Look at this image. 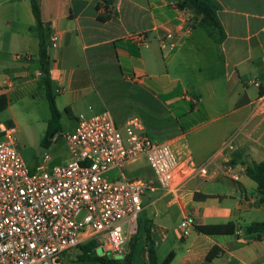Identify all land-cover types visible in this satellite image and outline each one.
Here are the masks:
<instances>
[{"label":"crops","instance_id":"obj_1","mask_svg":"<svg viewBox=\"0 0 264 264\" xmlns=\"http://www.w3.org/2000/svg\"><path fill=\"white\" fill-rule=\"evenodd\" d=\"M213 1L225 34L220 45L201 35L204 32L193 14L179 10L177 0H115L108 7L102 0H40L50 81L56 85L55 92L62 94L73 81L81 83L85 73L89 88L119 90L141 113L146 110L152 114L153 101L167 114L168 121L181 114L184 122L180 132H173L165 140L172 151L180 159L190 157L196 164H208L213 172L208 181H225L237 188L233 191L242 201L232 208L211 203L215 200L198 188L199 183L207 181H189L172 192L156 189L148 202L155 207L152 240L156 256L167 238L162 223L170 218L163 209L176 206L179 221L190 213L194 226L232 222L236 229L233 235L206 236L192 228L184 239L174 229L185 247L181 255L173 252L176 264H201L213 247L219 248L221 255L210 264L224 257H228V263L264 264V237L258 240L254 235H244L236 222L242 212L259 206V196L248 197L245 192L246 187L256 191V185L241 172L239 162L228 163L235 152L245 162L264 159V0ZM4 28L10 30L8 41L19 51L9 59H2L0 51V95L9 101L16 91L37 87L41 82L38 41L31 37L34 20L28 0H0V33ZM167 33H173L172 40H163ZM52 35L58 37L56 50L50 48ZM137 36H143L145 44L137 41ZM204 49L214 50L215 55ZM176 68L180 75L174 72ZM251 81L258 82L259 88ZM204 100L207 109L202 107ZM183 103H188L189 109ZM204 112L219 124L194 139L191 125ZM133 164L120 171L110 170L108 178L117 179L120 173L127 178L147 177L137 173ZM228 166L241 172L237 181L225 175ZM194 193L207 198L194 200ZM140 229L138 236L143 227ZM141 261L146 264V257Z\"/></svg>","mask_w":264,"mask_h":264},{"label":"built area","instance_id":"obj_2","mask_svg":"<svg viewBox=\"0 0 264 264\" xmlns=\"http://www.w3.org/2000/svg\"><path fill=\"white\" fill-rule=\"evenodd\" d=\"M173 36L167 33L163 40ZM136 40L145 44L143 36ZM57 41L56 35L50 37L51 49H57ZM250 84L259 88L258 82ZM15 134V126L0 124V264H64L65 256L89 242L102 255L121 260L137 232L144 197L213 176L208 164L180 159L168 142L152 139L137 116L120 125L107 110L79 116L64 136L68 161L61 165L50 164L45 155L42 163L26 166L15 149ZM140 158L152 180L122 173L108 178L110 170L120 171ZM241 172L225 168L233 181ZM193 226L187 213L175 229L178 237L186 238Z\"/></svg>","mask_w":264,"mask_h":264},{"label":"rangeland","instance_id":"obj_3","mask_svg":"<svg viewBox=\"0 0 264 264\" xmlns=\"http://www.w3.org/2000/svg\"><path fill=\"white\" fill-rule=\"evenodd\" d=\"M8 31L10 30L4 28L2 30L3 33H0L2 36V40H0L2 59H9L12 55L19 54V51L15 49L14 45L8 41ZM200 33L205 39L210 41L204 33ZM31 37L36 39L33 28L31 31ZM34 43L35 41L32 39L33 47L35 45ZM210 43L212 42L210 41ZM204 51L205 53L209 52L210 54L215 55L214 50L204 49ZM202 62L201 59L199 63ZM195 64L197 65L198 63ZM174 72L177 75L181 74L177 68ZM81 78V83L79 82L77 84L73 81L72 86L63 90L62 94L55 92L54 88L56 85H51V92L54 96V102L59 113L58 126L54 129L56 133L53 138H50V135L54 131L48 132V123L51 119V114L44 86L41 82L37 84V87L23 88L9 96V101L7 100V108L0 113V124L5 126H15V149L29 168H33L42 163L45 155L50 157L51 164H64L68 158L64 136L73 131L76 127L77 118L79 116L91 117L103 110H107L111 114L116 125L122 124L124 120L132 116H137L140 119L142 118L146 124L148 133L153 137L152 139L157 141H165L173 132H180V128L184 122L183 119H181V114L176 120L169 119L168 121L167 114L157 107L153 101L151 110L152 114L146 110L141 113L133 100L129 97H125L119 90L92 89L89 88V85L86 83L85 73L81 75ZM221 85V81H218L217 89H220ZM189 96L192 98L190 94ZM205 102L206 101L204 100L202 106L203 109H207ZM183 104L189 109L188 103ZM212 119V116H209L208 113L204 112L201 115V118L191 125V128L195 130L192 132L191 137L195 139V137L203 136L208 131L217 127L219 122L211 121ZM148 123L150 128L147 127ZM183 130L186 131L184 127ZM44 138L49 141L47 146L41 144V141ZM194 142L195 141L193 140V145ZM133 168L141 175L147 174V177L140 176V178L152 180V173L150 172L145 159L142 158L134 162ZM113 175H115V173H113ZM250 183H252V181H250ZM198 188H201L204 194L211 196V199L215 200V202H211L213 204L230 206L232 208L235 203H241L242 201L240 195L233 191V188H237L225 181H207L206 183H199ZM245 192L248 197H258L257 192L250 187H246ZM150 198L151 196L149 195L144 197L143 204L144 202L145 204L137 217V221L142 225L143 230L140 236H138V234L136 236L134 235L133 240H131V242L135 244V249L133 250V260L135 261V264H145L144 261H141L146 257L143 249L145 237L144 228L149 230L150 236L152 237V220L155 207L152 206V203H148ZM163 211L168 212L170 218L162 223L165 228L163 231L164 234L167 235V238L163 240L165 243H163L158 249L157 257L160 262L170 251L177 255H181L185 248L183 242L177 240L174 231L180 223L179 213L176 206H172L167 210L163 209ZM254 221L264 222V203L258 207L254 206L251 210H247L244 213L242 212L240 219L236 220V222L242 227ZM159 239L161 238L159 237ZM102 253V249L97 247L93 252L88 254L86 259L80 260L79 257L83 253L81 250H76L74 253L72 252L70 256L72 260L67 256L64 257V264H99L96 257H108V254L102 255ZM227 258L228 257H224L223 259L216 260L215 264H234L233 262L228 263ZM114 259L119 260L120 258L119 256H115ZM171 264H176V260L172 261Z\"/></svg>","mask_w":264,"mask_h":264},{"label":"trees","instance_id":"obj_4","mask_svg":"<svg viewBox=\"0 0 264 264\" xmlns=\"http://www.w3.org/2000/svg\"><path fill=\"white\" fill-rule=\"evenodd\" d=\"M30 5L31 14L34 20V30L38 41L37 57L40 64V76L41 83L44 86L46 99L51 114V119L48 123V132L54 131L58 126L59 113L57 111L54 96L51 92V81L49 77V58L47 55V47L45 42V29L42 25L40 16V0H28ZM115 0H102L105 7L110 6ZM179 10H189L195 20L198 22V27L206 34V36L216 45H220L225 34L223 28L216 15L217 6L213 0H177L175 5ZM8 105L7 98L0 95V113L3 112ZM47 132V133H48ZM56 131L51 133L50 138H53ZM43 146H47L49 141L44 138L41 141ZM240 163L244 167V175L255 183L256 192L258 194V205L264 203V159L258 163L256 162H245L241 160L239 152L232 154L229 164L234 165ZM194 200H203L207 197L201 196L198 193H194ZM138 223V221H137ZM142 225L138 223V231L135 236L139 233ZM193 230L199 234L206 236L213 235H233L236 232L235 225L232 222L226 224H214V225H195ZM242 232L246 236L254 235L258 240L264 237V222H251L241 228ZM144 245L143 249L146 255V264H170L173 259V252H170L161 262L157 261L156 249L152 237L150 236L149 230L144 228ZM134 237V236H133ZM133 237L128 243V253L121 260H114L112 258L96 257L99 264H135L133 260V250L135 244L131 242ZM79 249L82 251V255L79 257L80 260L86 259L88 254L94 251L95 245L93 242L81 245ZM221 255V250L217 247H213L205 256L204 261L201 264H210L214 259Z\"/></svg>","mask_w":264,"mask_h":264},{"label":"water","instance_id":"obj_5","mask_svg":"<svg viewBox=\"0 0 264 264\" xmlns=\"http://www.w3.org/2000/svg\"><path fill=\"white\" fill-rule=\"evenodd\" d=\"M108 257L110 258V256L108 255Z\"/></svg>","mask_w":264,"mask_h":264}]
</instances>
